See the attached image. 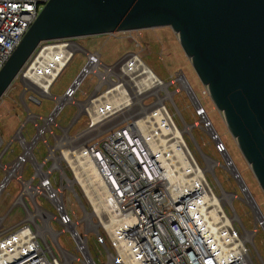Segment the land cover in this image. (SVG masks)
<instances>
[{"label":"built area","instance_id":"built-area-1","mask_svg":"<svg viewBox=\"0 0 264 264\" xmlns=\"http://www.w3.org/2000/svg\"><path fill=\"white\" fill-rule=\"evenodd\" d=\"M47 1L0 0V69ZM132 31L138 30L110 33L122 34L137 50L112 64L103 63L99 50H86L75 38L40 42L14 79L21 84L26 118L3 148L0 134V197L12 181L20 187L0 214V264H264L252 250L258 227L264 230V215L225 143L192 96L184 74L160 78L138 53L141 44ZM77 51L84 53L85 64L63 94H53L55 80ZM88 75L94 80L80 90ZM181 90L194 117L183 124L173 99ZM26 93L35 105L41 104L40 97L51 99L50 113H32ZM67 104L77 110L61 126L57 117ZM81 117L79 126L84 125L73 132ZM27 122L34 130L29 139ZM195 128L207 134L223 163L202 152ZM13 140L20 147L17 153L10 149ZM192 141L202 161L223 167L239 183L241 199L253 211L251 229L226 208L239 196L216 190L209 167L200 164L190 147ZM9 153L16 154L9 158ZM68 191L81 208L79 219ZM16 210L21 214L6 225ZM91 232L97 240L94 254ZM61 235H67L73 248L61 246Z\"/></svg>","mask_w":264,"mask_h":264},{"label":"water","instance_id":"water-1","mask_svg":"<svg viewBox=\"0 0 264 264\" xmlns=\"http://www.w3.org/2000/svg\"><path fill=\"white\" fill-rule=\"evenodd\" d=\"M170 27L264 192V0H48L0 69V99L40 42Z\"/></svg>","mask_w":264,"mask_h":264},{"label":"rangeland","instance_id":"rangeland-1","mask_svg":"<svg viewBox=\"0 0 264 264\" xmlns=\"http://www.w3.org/2000/svg\"><path fill=\"white\" fill-rule=\"evenodd\" d=\"M132 34L141 44V50H139L138 53L144 59V61L150 67H152V69L160 78H162L164 81H168L170 78L175 77V75L179 72L184 74L192 89V96H196V98L203 105L215 130L225 143L227 151L232 158L237 170L239 171L244 183L247 185L250 193L252 194L255 204L264 215V192L261 189L247 161L239 150L235 139L232 137L228 128L226 127L222 113L216 109L214 103L208 95L207 89L199 81L196 73L191 67L188 58L182 51L178 42L177 34L170 27L141 29L138 31H132ZM75 41L86 50H99L101 53V61L105 64L114 63L126 52L137 51L136 47L131 45L122 34L115 36L110 34L85 36L75 38ZM84 64V53L82 51H77L55 80L51 88V92L55 95L63 94L65 88L72 83ZM93 80V77L88 75L82 82L80 90H86L87 84ZM174 88L175 85L170 86V89L173 90ZM20 91V82L18 80H14L12 88L9 89L0 99V134L3 139L2 148L9 143L26 118V110L19 100ZM27 94L28 93L25 94L24 99L26 100V104L32 113L40 116H47L50 113L54 105L51 99L40 97L41 104L35 105L28 99ZM173 99L178 110L180 111V115L177 113V118L179 120L178 122L181 124L184 122H191L192 119H194L192 112L193 108L187 93L184 90H181L174 94ZM76 110V107L73 105H65L57 117L58 123L61 126L69 124L75 115ZM82 120L83 118L81 117L74 126L73 132L79 131L82 128L81 125L83 126L84 123H81L79 126V123ZM26 124L27 128L29 129L30 135H27V138L29 139L33 136L34 130L31 122H27ZM55 132H59V129L55 128ZM193 135L197 139V143L201 147L203 153L209 155L213 159L218 160L220 163H223V158L214 151L209 137L205 132L199 128H195L193 130ZM190 147L194 151V154L200 164L203 165V163H205L207 167H209L208 175L216 190L221 192L223 189L239 196V198L234 200L232 197V199L229 201L230 203H227L226 208L232 214L235 211L240 222H242V225L247 229H251L254 226L253 211L251 207L242 201L241 198L243 197V194L240 190L239 183L223 167L217 166L216 168H213L209 161H202L200 148L193 141L192 143L190 142ZM19 148V144L13 140L10 145V149H14L17 153L20 151ZM38 148L41 150V152H46L42 143L38 144ZM16 153H9V158H13ZM66 174L69 176V171H66ZM1 176L2 174L0 172V178ZM19 190V183L12 181L9 187H7V189L2 193L0 197V214H3L12 204L13 200L18 195ZM69 193L72 195L71 192ZM68 199L71 203V207L75 210V218L79 219L82 214L78 202L75 200L73 195L70 196L68 194ZM224 201L226 202V199H224ZM19 214H21V212L18 210L11 213L5 221L6 225L14 223ZM78 229L81 231V226L78 227ZM59 242L65 249L73 248V245L68 240L67 235H61L59 237ZM89 244L91 246V251L94 254L97 247V240L94 232L89 234ZM252 250L254 253L260 255L264 261V230L260 226L258 227L257 233L253 238Z\"/></svg>","mask_w":264,"mask_h":264},{"label":"bare ground","instance_id":"bare-ground-1","mask_svg":"<svg viewBox=\"0 0 264 264\" xmlns=\"http://www.w3.org/2000/svg\"><path fill=\"white\" fill-rule=\"evenodd\" d=\"M182 82H183V84H186L187 83L186 80H184V79H182ZM85 171L89 173V168H88L87 163L85 164ZM87 194H88V196H90L89 193H87Z\"/></svg>","mask_w":264,"mask_h":264}]
</instances>
